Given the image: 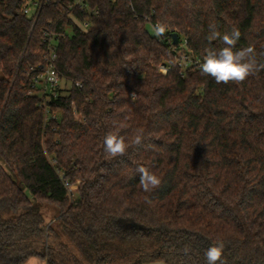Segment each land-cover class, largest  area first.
Segmentation results:
<instances>
[{
  "label": "trees",
  "instance_id": "obj_1",
  "mask_svg": "<svg viewBox=\"0 0 264 264\" xmlns=\"http://www.w3.org/2000/svg\"><path fill=\"white\" fill-rule=\"evenodd\" d=\"M88 2L99 15L81 29L54 3L34 24L22 0H0V264H206L218 243L224 264H264V71L217 84L178 68L168 42L203 61L224 47L210 25L238 28L236 49L264 61V0ZM44 30L64 34L56 67L71 84L47 119L28 75ZM109 132L125 155L105 154ZM139 166L161 178L151 193Z\"/></svg>",
  "mask_w": 264,
  "mask_h": 264
},
{
  "label": "clouds",
  "instance_id": "obj_2",
  "mask_svg": "<svg viewBox=\"0 0 264 264\" xmlns=\"http://www.w3.org/2000/svg\"><path fill=\"white\" fill-rule=\"evenodd\" d=\"M209 29L208 41L222 39L224 47L206 49L203 61L198 66L201 75L210 76L217 84H240L249 77L264 71V61L257 59L253 46L236 49L237 42L241 37L238 28H233L222 37L214 24L210 25ZM156 31L158 34H163L165 25L158 24ZM143 139L142 132L137 134L134 144L140 145ZM128 147L126 138L119 133L109 132L103 138V150L111 158L125 155ZM136 171L139 174V184L144 192L151 193L160 186L161 178L148 168L139 166ZM190 251L187 245L183 249L184 255L190 254ZM223 253V243L213 244L204 253L206 264H224Z\"/></svg>",
  "mask_w": 264,
  "mask_h": 264
},
{
  "label": "built area",
  "instance_id": "obj_3",
  "mask_svg": "<svg viewBox=\"0 0 264 264\" xmlns=\"http://www.w3.org/2000/svg\"><path fill=\"white\" fill-rule=\"evenodd\" d=\"M23 13L33 20L36 24L43 7L49 3H54L64 11H67L68 17L72 20L74 25L81 29H87L91 21L99 15L98 9L90 7L88 0H22ZM75 12H79L83 16V20L79 19ZM158 24H151L152 29L157 37H161L156 31ZM63 33L51 32L48 30L43 31V45L42 59L36 65H30L28 68V75L30 76L31 93L38 94L42 99V107L44 109L45 119L51 116L47 101L51 98H58L62 92L69 89L71 84L66 81L58 72L56 62L58 59V45ZM171 45V50L175 53L176 65L182 71L187 68H199L202 62L200 59L193 57L186 46V41L177 46L173 43L172 38L168 40ZM170 67L166 65L160 66L162 73H167ZM70 84L69 87L66 85ZM80 86V85H78ZM67 87V88H66ZM1 114V107H0ZM68 187L69 196L74 195L73 188Z\"/></svg>",
  "mask_w": 264,
  "mask_h": 264
},
{
  "label": "rangeland",
  "instance_id": "obj_4",
  "mask_svg": "<svg viewBox=\"0 0 264 264\" xmlns=\"http://www.w3.org/2000/svg\"><path fill=\"white\" fill-rule=\"evenodd\" d=\"M148 29H149V31L152 33V34H154V30L152 29V27H148ZM67 87H69L70 86V84H67L66 85ZM66 87V88H67ZM73 191L75 192L76 191V187H74L73 188ZM45 218H46V220H48V221H52L51 220V212H50V210H46V212H45ZM34 260H32L33 262L34 261H37V258H33ZM41 260V259H40ZM42 262H44L43 260H42ZM146 264H165L164 262H152V263H146Z\"/></svg>",
  "mask_w": 264,
  "mask_h": 264
},
{
  "label": "crops",
  "instance_id": "obj_5",
  "mask_svg": "<svg viewBox=\"0 0 264 264\" xmlns=\"http://www.w3.org/2000/svg\"><path fill=\"white\" fill-rule=\"evenodd\" d=\"M32 260H34L33 258L32 259H30L26 264H46V262L44 261V262H42V260H40L39 258H37V261H32ZM159 262H161V261H159ZM156 263V262H155Z\"/></svg>",
  "mask_w": 264,
  "mask_h": 264
},
{
  "label": "water",
  "instance_id": "obj_6",
  "mask_svg": "<svg viewBox=\"0 0 264 264\" xmlns=\"http://www.w3.org/2000/svg\"><path fill=\"white\" fill-rule=\"evenodd\" d=\"M172 38L174 39V44L177 45L179 43L178 34L177 33H173L172 34Z\"/></svg>",
  "mask_w": 264,
  "mask_h": 264
}]
</instances>
